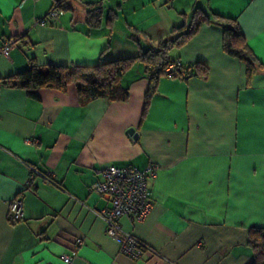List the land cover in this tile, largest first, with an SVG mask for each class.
Listing matches in <instances>:
<instances>
[{"label": "crops", "instance_id": "obj_1", "mask_svg": "<svg viewBox=\"0 0 264 264\" xmlns=\"http://www.w3.org/2000/svg\"><path fill=\"white\" fill-rule=\"evenodd\" d=\"M55 1L0 0V47L12 45L0 57L1 78L30 63L94 67L134 58L188 29L195 14L205 22L171 58L207 75L160 78L145 108L149 84L139 62L120 80L124 102L83 104L74 86L34 96L1 88L0 264H64L78 238L69 264H250L247 230L264 228V0H67L55 20L35 24ZM91 6L100 8L97 28L86 22ZM220 18L236 22L261 66L250 78L222 50ZM149 165L151 210L140 223L120 220L153 251L133 260L105 235L97 213L109 203L90 186L107 166ZM13 200L23 217L9 224Z\"/></svg>", "mask_w": 264, "mask_h": 264}, {"label": "trees", "instance_id": "obj_2", "mask_svg": "<svg viewBox=\"0 0 264 264\" xmlns=\"http://www.w3.org/2000/svg\"><path fill=\"white\" fill-rule=\"evenodd\" d=\"M66 1L56 0L49 10L57 9L60 13L66 11L68 6ZM100 19V8L91 6L86 15L87 24L91 28H97ZM219 20L224 22L222 26L223 52L243 63L246 75L250 78L261 66L247 47L236 22L224 18ZM204 22L203 15L195 14L188 29L173 30L175 34L173 39L163 41L155 48L139 51L134 58L99 63L94 67L47 66L39 68L30 63L24 71L16 75L0 77V89H22L34 96V93L39 89L64 92L69 86H74L78 100L83 104L98 99L107 103L124 102L127 100L128 91L121 87L120 80L134 63L139 62L145 69L149 84L145 95V108L146 100L153 91L156 82L165 76L167 66L177 60L171 58V52L187 42ZM174 71L173 80L179 79L183 82L191 76L205 79L207 75V70L200 64L182 65L175 68ZM46 179L53 184L50 178L46 177ZM247 246L252 250L250 264H264V228L251 227L247 230Z\"/></svg>", "mask_w": 264, "mask_h": 264}, {"label": "built area", "instance_id": "obj_3", "mask_svg": "<svg viewBox=\"0 0 264 264\" xmlns=\"http://www.w3.org/2000/svg\"><path fill=\"white\" fill-rule=\"evenodd\" d=\"M58 14L57 9L49 10L47 15L37 20L35 24H45L47 21L55 20ZM11 47V43L0 47V57H7ZM181 66L182 63L179 60L169 64L165 69L164 78L173 80L175 68ZM31 171L33 174L39 175L35 170L31 169ZM155 174L156 167L154 165H149L141 171L131 166L122 168L107 166L98 172L99 180L90 186L92 193L109 203L108 209L97 213L104 225L105 235L116 243L119 253L133 260H138L144 254L153 253V251L131 233L125 231L120 220L127 218L133 224L144 220L152 208L146 182L147 179L154 178ZM46 181L50 183V180L46 179ZM22 217L21 203L18 200L11 201L8 206L7 222L15 224ZM80 245L81 239L78 238L73 243L70 255L61 256L60 260L64 264H69L76 256V249Z\"/></svg>", "mask_w": 264, "mask_h": 264}, {"label": "water", "instance_id": "obj_4", "mask_svg": "<svg viewBox=\"0 0 264 264\" xmlns=\"http://www.w3.org/2000/svg\"><path fill=\"white\" fill-rule=\"evenodd\" d=\"M127 134L131 135L133 138H135V134L133 130H128Z\"/></svg>", "mask_w": 264, "mask_h": 264}]
</instances>
